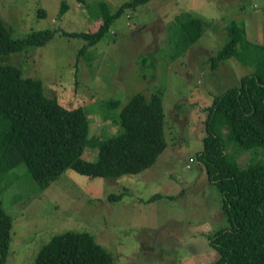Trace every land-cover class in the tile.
I'll list each match as a JSON object with an SVG mask.
<instances>
[{"label":"rangeland","instance_id":"rangeland-1","mask_svg":"<svg viewBox=\"0 0 264 264\" xmlns=\"http://www.w3.org/2000/svg\"><path fill=\"white\" fill-rule=\"evenodd\" d=\"M125 1L0 0V18L12 38L56 31L43 46L0 55V64L40 80L44 94L64 107H81L91 142L116 132L118 112L138 92L161 95L167 141L138 173L90 176L67 168L43 189L23 162L0 176L2 205L11 218L3 264H35L41 248L66 231L88 233L113 264H210L218 256L208 236L229 221L197 153L213 99L243 75L264 73V0H148L123 10L98 42L79 53L84 40L67 33L95 31L101 7L111 14ZM187 18L203 23L193 44L180 28ZM231 23L245 30L242 58L211 69ZM227 130L222 128V140L240 167L264 163V148H242L228 141ZM81 157L96 159V148L85 146ZM155 194L160 197L150 200Z\"/></svg>","mask_w":264,"mask_h":264},{"label":"trees","instance_id":"trees-1","mask_svg":"<svg viewBox=\"0 0 264 264\" xmlns=\"http://www.w3.org/2000/svg\"><path fill=\"white\" fill-rule=\"evenodd\" d=\"M147 1L126 0L111 14L102 6V22L95 31L67 35L84 40L80 53L98 42L123 10L135 9ZM202 24L198 18H187L181 23L188 44L200 38ZM55 32L41 29L12 38L0 18V55L43 46ZM227 34V43L210 58L211 69L232 56L242 58L239 45H246L244 28L231 23ZM116 105V101L110 102L112 108ZM208 109L207 134L197 155L207 180L221 194V207L229 221L228 227L208 236L210 246L218 254L210 264H264V163L251 161L240 167L221 137L222 128H227L228 141L253 152L264 148V73L243 75L239 85L216 96ZM117 117L116 132L91 142L88 118L81 107H64L56 98L44 94L40 80L23 77L15 66L0 64V176L23 162L43 189L67 168L90 176L111 177L150 167L167 145L161 95L135 93ZM87 145L96 148V159L81 157ZM1 192L0 187V196ZM116 197L110 195L111 199ZM158 197L155 194L150 200ZM10 229L11 218L4 212L0 197V264L6 259ZM35 264L113 262L88 233L66 231L41 248Z\"/></svg>","mask_w":264,"mask_h":264}]
</instances>
